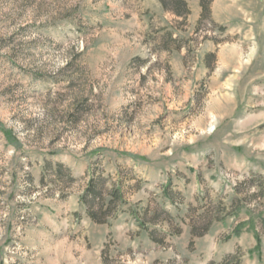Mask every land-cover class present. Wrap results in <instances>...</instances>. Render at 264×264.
Wrapping results in <instances>:
<instances>
[{
    "label": "rangeland",
    "instance_id": "obj_1",
    "mask_svg": "<svg viewBox=\"0 0 264 264\" xmlns=\"http://www.w3.org/2000/svg\"><path fill=\"white\" fill-rule=\"evenodd\" d=\"M205 6L0 0V264H264V0Z\"/></svg>",
    "mask_w": 264,
    "mask_h": 264
},
{
    "label": "trees",
    "instance_id": "obj_2",
    "mask_svg": "<svg viewBox=\"0 0 264 264\" xmlns=\"http://www.w3.org/2000/svg\"><path fill=\"white\" fill-rule=\"evenodd\" d=\"M205 3H206V0H202V8H204V15H205V13L207 14V12H209V9H208V6H205ZM183 4H186L184 1H183ZM93 189L92 188H90L89 189V192H92L93 193V191H92ZM89 192H88V194L86 193L85 195L87 196H92V195H89ZM91 199L92 200H94L93 202H96V199H94L93 197H91ZM87 203H88V201H87ZM89 204V203H88ZM89 209H92L93 210V208H92V206H90V208ZM93 216V215H92ZM201 236V235H200Z\"/></svg>",
    "mask_w": 264,
    "mask_h": 264
}]
</instances>
